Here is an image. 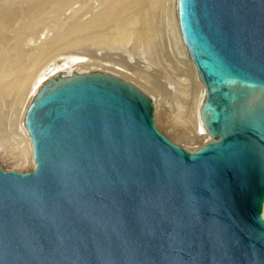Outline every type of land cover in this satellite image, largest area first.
Returning a JSON list of instances; mask_svg holds the SVG:
<instances>
[{
	"label": "water",
	"instance_id": "water-1",
	"mask_svg": "<svg viewBox=\"0 0 264 264\" xmlns=\"http://www.w3.org/2000/svg\"><path fill=\"white\" fill-rule=\"evenodd\" d=\"M210 139L189 149L106 71L24 112L33 167H0V264H264V0H177Z\"/></svg>",
	"mask_w": 264,
	"mask_h": 264
},
{
	"label": "bare ground",
	"instance_id": "bare-ground-1",
	"mask_svg": "<svg viewBox=\"0 0 264 264\" xmlns=\"http://www.w3.org/2000/svg\"><path fill=\"white\" fill-rule=\"evenodd\" d=\"M4 1L8 2L11 0ZM70 1L71 0H34L30 5L22 9L19 8L20 11H16L12 6H9L6 3H0V157L8 148L13 147L17 150L18 154L22 155L28 154L30 151L32 159L31 143L24 125L25 109L34 94L48 79L58 74L70 75L73 72L87 73L106 71L114 75L118 74L117 76L133 83L152 98L156 121H159V118L163 116V98L165 101V97H168L172 92L176 93V83L182 84L180 81H175V84H173L174 81H172L173 83L171 85L170 78L174 80V78L177 77V80H179L178 78L182 76V82L184 81L183 84L185 88L181 87V89H184L183 92L179 93L178 91L180 89H178L177 92L180 95L189 92L190 94L188 93V97L191 98L186 99L187 97H185V99H183V96L180 97L176 94L178 100L177 103L175 101V104L177 109L176 115H178L181 121L186 124V130L181 128L174 131L172 130L171 133L182 137L183 140L181 141L185 144L189 142L197 144L196 147L201 146L205 141L210 139V136L204 130L199 117V108L204 98V86L197 71H195L196 69L194 65L191 60H189L187 50L180 37L181 34L178 27L176 8L177 0L176 3L175 0H173L175 8L173 7V4L170 5L169 1H163V4L161 3L162 13L160 18L162 17V20L160 21V18L157 20L154 10H150L149 6H151V4L149 1L151 2V0H130L131 2H136V6L132 11L126 14L123 11L126 5L124 3L103 7L99 12L93 14L88 20L80 24L77 29L70 31V33L57 28L54 35L48 36L47 34H43L44 38L41 41V44L34 47L37 51H35L36 53L32 57V60L29 63L22 64L20 60L21 38L20 36H17L10 39L7 36L8 28L15 23L17 17L21 15L26 17L24 21L26 23L25 28L32 30L40 24L39 21L43 19L40 17V13L45 9H48L47 7L52 6V8H54V10L51 9L52 11L63 12L65 8L69 6ZM123 15H126L125 20L130 23V27L127 31L131 37V47L129 49L131 61L128 58V61H123V58L122 60L115 58L118 61H114L113 65L119 67L114 68V66H111L110 68V66H108L109 64H103L101 67L100 64L99 67H97L98 65L91 67L90 65L93 63L85 61L83 58L84 56L73 55L67 58V67L64 70H58L52 73L39 82L37 86H35V82L32 83L34 80L35 61L37 59H41L42 57L59 51L62 52L67 48L77 47L78 49V46L83 42L85 43V41H89L90 43L91 41H103L104 43H108L114 38V36L120 33L123 23L117 24V22L120 21V19H123ZM44 25L45 26L41 25L44 28L43 31L46 30L48 32L51 30L49 26L47 27L46 24ZM163 29L164 32L167 33L166 36H164L165 34L163 35ZM81 32L84 34L82 33L81 35ZM73 33L80 34L81 37L84 38L81 39V37H76L71 40L66 39ZM163 36L166 38L165 42H163ZM32 39L33 38L30 37V40L28 41L31 42L33 41ZM110 47L117 48L118 46ZM138 50L143 54L146 53V56H144L142 60H140L142 56L138 59V56L134 55L139 62L135 59L133 54H131L132 51ZM72 51L73 50H69V52ZM141 53L140 55H142ZM152 66H156L157 69L148 70V68H151ZM121 68H124L123 71L128 70L130 73L133 72L136 74V77L138 76L139 78L137 77L136 79L132 76L131 74L133 73L125 74ZM161 77L165 78L168 82H166V85H169L167 89L168 93L164 92L163 96L162 86L157 83L158 79ZM198 79L201 82H199ZM31 83L32 86L29 88ZM146 83L148 85H153L154 88H147ZM26 87L29 89V92L32 90V95L29 97L27 93L28 96L25 95V98L21 99L23 90ZM11 91H14L12 93L13 96H11ZM7 95H9L8 100H5L4 98ZM174 97L172 99H174ZM26 99L27 103H25L26 105L24 106L21 115V104ZM166 101L164 103L169 104L166 103ZM171 103V105H173V102ZM174 106L175 105H173V107ZM21 126L25 132L23 135L19 131ZM189 149L193 150L196 148L189 147Z\"/></svg>",
	"mask_w": 264,
	"mask_h": 264
},
{
	"label": "rangeland",
	"instance_id": "rangeland-1",
	"mask_svg": "<svg viewBox=\"0 0 264 264\" xmlns=\"http://www.w3.org/2000/svg\"><path fill=\"white\" fill-rule=\"evenodd\" d=\"M33 1L34 0H11V1L5 2L4 0H2V1H0V3L1 2L6 3L9 6H12V8H14L16 11H20V9L30 5ZM163 1H169L170 5L173 4V0H159V1L158 0H151V2L149 1V3L151 4V6H149L150 10H154V12L156 13L157 20H158V18H160L161 13H162L161 7L163 4L162 3ZM123 3L126 4L125 8L123 9L125 14L132 11L134 9V7L136 6V2H131L130 0H71L69 3V6L66 7L64 11L62 10L63 12L52 11L51 9L54 10V8H52V6L47 7L48 9H45L42 13H40V17L43 18L41 21H39L40 24L32 30L25 28L26 23L24 21H25L26 17L19 15L17 17V20L15 21V23H13L8 28L7 36L10 39L17 37V36H20V38H21L20 60H21L22 64H26L32 60V57L36 53L35 51H37V50L34 47L38 46V44L39 45L41 44V41L44 38L43 34H47L48 36L54 35L57 28L70 33V31L77 29L80 24H82L84 21L88 20L93 14L99 12L100 9H102L103 7H106V6H109L112 4H118L119 5V4H123ZM175 3H176V0H175ZM175 3L173 4L174 8H175ZM175 16H176V13H175ZM125 19H126V15H123V19H120V21L117 22V24L123 23V27L120 29V33H118L116 36H114V38L111 39V41H109L108 43H104L103 41H91V43L89 41L88 42L85 41V43L83 42L80 46H78V49H77V47L67 48L66 50H64L62 52L59 51L57 53L49 54L48 56L42 57L41 59H37L35 61V68H34V75H33L34 80L32 81V83L35 82V86H37V84L39 82H41L43 79H45L47 76L51 75L52 73H54L58 70H64L67 67V65H66V62L68 61L67 58L70 56H73V55L84 56L83 58L85 61H87L89 63L91 62L94 64V65L91 64L90 65L91 67H95L97 65H98L97 67H99V64H100V67L103 66V64L104 65L109 64L108 66H110V68H111V66H114V68H116L119 66L113 65L114 61L116 62L119 59L122 60V58L124 59L123 61H125V60L128 61V59L131 61L130 55H129L130 54L129 49L131 47V37L127 31V29L130 27V23H128ZM160 20H162V17L159 19V21ZM44 24H46L47 27L49 26V28H51V30L48 32L46 30L43 31L44 28L41 25L45 26ZM36 28H37V30H36ZM162 32H163V35L165 34L164 36H166L167 33L164 32V29ZM82 33L83 32H81L80 34L82 35ZM80 34L73 33L69 37H67L66 39L71 40V39L76 38V37L80 38L81 37ZM164 36H163V38H164L163 42L166 41V38ZM30 37L33 38L32 40L34 42L28 41V40H30ZM83 38L84 37H81V39H83ZM110 46H118V47L117 48H111ZM69 50H73L74 52L73 51L69 52ZM140 53L141 52L139 50L131 52V54H133V56L137 55L138 59L142 56L140 58V60H142L143 57L146 56V53H144V54L141 53L142 55H140ZM134 57L139 62V60L136 58V56H134ZM148 57H150V56H148ZM115 58L118 60H116ZM123 69L121 68L122 71H123ZM153 69H157V67L152 66L151 68H148V70H153ZM123 72H125V74L133 73V72L130 73V71H128V70H126V71L124 70ZM131 75L134 76L136 79L138 77V76L136 77V74H134V73ZM131 75H128V76H131ZM38 76H40V77H38ZM161 79H162V81H161ZM178 79L179 80H177V77H175L174 80H172V78H170L171 85L173 83L172 81H174L173 84H175V81L176 82L180 81L182 83V84H178V83L175 84V86L177 85V87H178V88L176 87V90L178 91V89H180L178 91L180 93V92H183V90H184L183 88H185V86L183 84L184 81L182 82V76L179 77ZM165 80H166L165 78L161 77L157 81V83L160 84V86H162V96L164 95V92L168 93L167 89H168L169 85H166L168 82H167V80L166 81ZM199 82H201V81L199 80ZM32 83L30 84L29 88L32 86ZM150 85L151 84L148 85L146 83L147 88H149V89L154 88L153 85H151V86ZM181 87H183V88L181 89ZM176 90H174V91H176ZM177 91H176V93L172 92L171 93L172 95L170 94V95H168V97L164 96L165 101L167 100L166 103H169L170 105L165 104L164 103L165 101L163 98V100H162L163 116L159 118V121L155 120V123H156L157 127L162 132H164L168 137H170L175 142H177V143H179V144H181L187 148H189V147L190 148H197L196 147L197 144L192 143V142L185 144L183 141H181V140H183L182 137L171 133L172 130L174 131V130L181 129V128L185 129V127H186V124L181 121V119L178 117V115H176L177 109H176L175 101L177 103V100H178L177 95H179L180 97L183 96L184 97L183 99H185V97H187L186 99L191 98V97H188L190 94L189 92H185L184 94L180 95ZM13 92L14 91H11V96H13V94H12ZM30 92H29V89H27V87H26L23 90V94L21 95V99L25 98V95H27V93L30 97L32 95V90ZM8 97H9V95H7L4 99L8 100ZM173 97L175 100L172 99ZM171 102H173V105H175L174 106L175 108L173 107V105H171L172 104ZM25 103H27V99L21 104V115H22V111L24 109V106L26 105ZM19 131L22 135L25 134L22 126H21V129ZM11 148H13V147H11ZM11 148H8L7 151H5V153L0 157V167H2L3 169H6V170L14 169V170H19V171H27V170L32 169L33 162L31 159V152L29 151L28 154L22 155V154H18L17 150H15L14 148L13 149H11Z\"/></svg>",
	"mask_w": 264,
	"mask_h": 264
}]
</instances>
